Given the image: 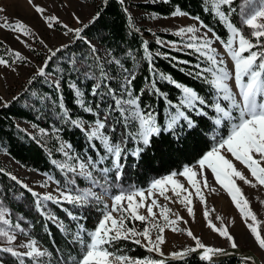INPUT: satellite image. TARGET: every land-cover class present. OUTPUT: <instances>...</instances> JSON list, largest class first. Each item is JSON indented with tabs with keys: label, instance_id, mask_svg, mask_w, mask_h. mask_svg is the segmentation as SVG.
Returning a JSON list of instances; mask_svg holds the SVG:
<instances>
[{
	"label": "snow or ice",
	"instance_id": "1",
	"mask_svg": "<svg viewBox=\"0 0 264 264\" xmlns=\"http://www.w3.org/2000/svg\"><path fill=\"white\" fill-rule=\"evenodd\" d=\"M163 2L168 3L169 0ZM107 3L108 0H102V4ZM119 3L123 6L125 0H119ZM27 4L48 29L55 31L62 28L63 35L69 37L68 43L55 49L48 48L40 41L47 49V56L29 78V84L36 78H44L58 93L62 92V83L73 92L78 106L92 120L73 117L58 96L59 118L85 136L91 154L86 152L81 156L74 151L71 143L60 145L59 152L64 160L58 162L53 159L52 164L63 174V180L47 176V180L40 185L46 188L49 181L54 182L55 194L47 192L42 195L16 175L5 173L0 168V174L8 175L11 181L34 198L35 208L41 217L59 224L60 231L67 234L66 242L77 249L75 257L64 258L58 249L54 252L40 246L26 227L19 221L13 222L9 209L0 206V264H50V261L46 262V258L53 257L57 259V264H167L168 257L162 249L166 243V230L186 235L194 242V246L168 254L171 260L186 262L187 257L198 253L202 264H215L216 257L233 255L240 245L223 224L222 217H215L220 222L219 226L213 222L211 213L215 209H208L206 199V191L217 192L211 182L218 185L230 198L250 237L261 253H264V234L261 228L264 221L258 220L241 187L242 182L252 189H264V0H201V11L216 20L224 29V35L200 16L192 15L177 6L172 17L189 18L194 23L180 27L173 33L178 40L163 41L156 37V44L171 49V52L186 54L191 59L181 60L179 56L171 55V52H153L148 41L144 40L142 56L154 77L149 81L150 93L144 89L137 92L134 87L137 79L135 72L111 52L107 53L111 58L105 63L96 43L88 38L85 30L101 18L102 9L93 15L88 24H84L79 16L73 14L82 27L72 28L58 16L48 13L45 7L35 4L34 0H27ZM123 11L128 14L127 7ZM5 12L6 8L0 6V14ZM128 19L129 27L139 31L131 23L130 14ZM0 30L13 34L15 40L31 48V44L21 37H32L33 32L22 20H10L8 16L0 15ZM73 41L82 42L88 51L79 58L71 53L65 65L58 67L57 75L53 76L50 62L54 57L61 59L57 54L67 49ZM0 46L5 48V53L0 54V69L17 73L21 64L31 63L28 57L8 47L3 41H0ZM8 53L14 59L5 58ZM128 55L132 56V53L129 51ZM89 56L92 57L91 61ZM225 56L228 58L227 62ZM159 57L168 59L170 63L183 65L178 71L206 84L212 90V99L201 96L196 89L176 81L171 75L158 73L155 59ZM109 66L120 69L122 82L116 87L112 86L111 82L116 76L109 75ZM81 76L91 82L89 94L100 100L94 107L81 99L85 95L77 83ZM0 77L7 79L4 72H0ZM159 81H165L179 91L181 95L178 103H173L161 91ZM146 93L162 98L168 108L173 110L169 112L163 128L152 105L143 103ZM106 99L110 102L105 103ZM9 104V101L0 96V106L9 107ZM102 104L103 112L99 111ZM210 112L212 124L217 129L226 127L227 133L221 136L217 132L212 137L215 144L198 160L195 168L184 166L178 172L173 171L163 178L153 180L146 189L135 186L125 189L118 183L123 176L125 160L132 157L140 159L142 153L150 149L154 139L164 131L174 134L177 126L196 128L197 117L203 122ZM56 131L59 132L60 129ZM41 132L47 135L44 129ZM217 136L220 138L217 139ZM130 143L139 146L129 153L127 145ZM79 180L87 181L88 186L82 188ZM113 188L119 191L113 192ZM2 195L4 193H0ZM22 195L23 192L20 193ZM161 200L166 203H161ZM194 200H198L203 206L206 226L226 240L233 252L206 245L200 237L194 235L190 227H181L187 226L189 221L169 205L182 206L188 217L195 221ZM2 203L0 201V205ZM49 203L58 206L71 221L77 222L74 225L75 232L65 228L63 221L48 211ZM260 203L264 205V200ZM93 204L98 206L100 218L91 230L79 223L83 218L65 208V205H71L90 209ZM48 235L51 236V232ZM129 243L162 258L130 256L126 246ZM52 247L56 249L55 242ZM5 255L10 259L5 260ZM240 264H255V259L241 256Z\"/></svg>",
	"mask_w": 264,
	"mask_h": 264
},
{
	"label": "trees",
	"instance_id": "2",
	"mask_svg": "<svg viewBox=\"0 0 264 264\" xmlns=\"http://www.w3.org/2000/svg\"><path fill=\"white\" fill-rule=\"evenodd\" d=\"M130 6L140 12L158 16H169L179 6L182 10L192 15L200 16L218 33L224 35V29L216 20L201 11V0H169L168 3H164L163 0H146L137 3L125 0L123 6L119 3V0H108L107 5L102 4V0H98L94 14L102 9L101 18L97 22L90 24L85 32L88 38L96 43L101 56L104 57L105 63L111 58L107 53L111 52L135 72L137 79L134 82V87L137 92L144 89L147 90V93H150L151 85L149 81L154 78L142 56V42L147 40L153 52H171V49L157 45L156 37L165 41L178 40L179 38L163 30L148 31L144 27L139 26L135 20H131V23L139 29V31H134L133 28L129 27L128 14L123 11L124 7ZM233 19L236 22V18L234 17ZM89 20L85 24H88ZM87 51V46L82 42L73 41L67 49L57 54L61 59L54 57L53 61L50 62L52 75H57V68L65 65L71 53H75L76 57L79 58ZM129 51L132 56L128 55ZM171 55L179 56L181 60L191 59L186 54L178 52H171ZM133 57H135V60H133ZM91 60L92 57L89 56V61ZM155 66L158 73L171 75L176 81L196 89L201 96L212 99V90L206 84L202 81L193 80L185 73L178 71V68L183 65H176L170 63L168 59L159 57L155 59ZM108 71L109 75L116 76V79L111 82L112 86L116 87L122 82L120 69L109 66ZM77 83L81 91L85 93L81 97L82 100L93 107L95 104L100 103L98 97H92L89 94L91 91L90 81L81 76ZM159 87L173 103H178L181 95L178 90L165 81H159ZM147 93L143 97V103L152 105L153 110L158 114V122L163 128L167 123L169 112L173 110L168 108L167 103L162 98ZM58 96L73 117L85 121L92 120V117L84 113L78 106L73 92L63 83L62 92L58 93L49 86L44 78H36L31 85L28 79L19 93L14 96L16 99L11 98L9 100V107L0 106V153L6 154L21 166L31 169L40 175L52 176L54 179L63 180V174L52 164L53 159L58 161L62 158V153L59 152L60 145L71 143L74 146V151L81 156H84L86 152L91 154V150L88 148V141L85 136L59 118ZM109 102L107 99L105 100V103ZM99 111H104L103 104ZM21 121L32 125L33 132L30 133L22 128L19 125ZM41 129H44L47 135L43 136L44 132L37 133ZM57 129H60V131L57 132ZM217 132L221 136L226 135L227 128L221 127L217 129L211 122V112L209 117L204 118L203 122L197 117L196 128L188 129L186 126H177L174 134L164 131L160 137L154 139L152 147L146 149L140 159L137 160L132 157L125 160L123 176L118 183L145 189L155 179L169 175L173 171L182 170L184 166L196 164L215 144L212 137L216 136ZM117 136H119V133H117ZM219 138L217 136V139ZM138 146L135 143L128 144L129 153ZM0 168H3L5 173H8L1 162ZM78 183L80 186L83 185L80 180ZM21 192H23L22 196H20ZM0 193H4V195L0 196V199L9 209L10 214L23 218L22 222L27 227L28 233L32 238L37 239L42 247L49 248V250L54 252L58 249L59 254H62L64 258L77 255V249L66 242L67 234L60 231L59 224L47 221L44 217H41L35 208L34 198L15 182L11 181L8 175L0 174ZM15 196L20 198L15 199ZM65 208L74 215L83 218L79 223H83L87 229L91 230L96 226L97 216L100 215L97 205L90 208L92 211L87 208L81 209L67 205H65ZM49 209L60 221H63L65 228H69L71 232L76 231L74 225L77 222L71 221L65 211L51 203H49ZM26 223H28L30 229ZM49 232H51V236L48 235ZM53 242H55L56 249L52 247ZM126 246L129 249L128 254L130 256L141 258L152 256L137 245L129 243ZM49 261L50 264H57L55 257L50 258ZM167 264H202V262L198 259V253H193L186 258V262L173 261L168 258ZM215 264H240V257L227 256L215 260Z\"/></svg>",
	"mask_w": 264,
	"mask_h": 264
},
{
	"label": "rangeland",
	"instance_id": "3",
	"mask_svg": "<svg viewBox=\"0 0 264 264\" xmlns=\"http://www.w3.org/2000/svg\"><path fill=\"white\" fill-rule=\"evenodd\" d=\"M127 1L131 3H137L146 0ZM97 2L98 0H34L35 4L45 7L48 10V13L58 16L63 23L69 25L72 28H79L81 26V24H78L76 22L73 14H75V16H79L85 24L93 16ZM0 6L6 8V12L0 15H6L9 17L10 20H22L26 23V25L30 26L33 32L32 37H21V39H25L27 40V43L31 44V48H28L24 44H21L19 41L15 40L13 38V34H10L4 30H0V41L6 43L8 47L20 51L22 55L28 57V59L31 61L30 64H28L27 62L21 64L18 68L17 73H12L6 69H0V72H4L7 76L6 80L0 77V96H3L6 101H9L11 98H13L19 93V91L23 88L24 83L30 78V76L34 74L37 67L41 65L46 59L47 49L44 47V44H46L48 48L55 49L62 44L68 43L69 37L63 35L64 29L62 28H57L55 31L48 29L44 25L43 21L39 18L38 14H36L34 10L27 4V0H0ZM127 8L128 14L131 15L132 20H135V22L139 26H142L146 30L151 32L155 30H163L173 34L180 27H184L194 23V21L189 18H173L172 14L169 16H158L155 14H146L140 12L136 8H132L131 6ZM41 40L44 42V44L40 43ZM4 53L5 48L3 46H0V54ZM5 58L14 59V57H12L10 53H8ZM225 60L226 62L228 61V58L226 56ZM19 125L26 131L30 133L33 132V127L29 123L21 121L19 122ZM40 132L41 130L37 131V133ZM43 136H45V133ZM63 160L64 157L62 155V158L58 160V162H62ZM0 162L8 173L16 175L24 183L28 184L31 188H33L34 191L42 195L47 192H53V190L56 188L55 183L52 181L48 182V187H41L40 185L47 180V176L40 175L35 171H32L31 169L21 166L4 153H0ZM196 166L197 163L192 165V167L194 168ZM80 181L81 183L83 182V185L81 186L82 188L88 186L87 181ZM211 183L213 187L217 188V192L211 193L206 191L207 207L208 209H215V211L211 213L213 222L216 223L217 226H219L220 222L216 221L215 217H222L223 224L229 228L230 233L238 241L240 247L238 250L235 251L233 255L239 257L251 256L255 259V264H264V253H261V251L255 245L253 239L250 237V234L248 233V230L242 222L238 210H236L234 205H232L231 200L227 196V194L224 193L221 189H219V186L215 185L214 182ZM121 185L125 189L129 188V186H126L124 184ZM149 185L147 187H149ZM241 187L246 197L249 199L253 211L256 212L258 220L264 221V205L260 203L261 200H264V189H252L247 185H243L242 182ZM112 191L116 192L119 191V189L113 188ZM53 194L55 193L53 192ZM105 200L110 202L108 198H105ZM161 203L166 202L161 200ZM0 206L5 205L2 203V205ZM94 206H96V204H93L91 208H93ZM169 207H171L175 212H178L181 216L184 217V219L189 221V224L187 226L181 225V227H190L194 235L200 237L203 243L210 246L224 248L230 253L233 252L226 240L220 238L217 234L213 233L206 226V221L203 217L204 209L203 206L200 205L198 200H194L193 202L194 211L196 213L195 221H193L191 217H188L186 209H184L182 206L178 204H173L169 205ZM48 211H50L49 205ZM90 211H92V209H90ZM10 218L13 220V222L19 221L21 225L25 227L22 222L23 220L20 216L10 214ZM99 218L100 215L97 216L96 224ZM26 224L30 229L28 223ZM261 228L262 234H264V224L261 225ZM26 230L28 231L27 227ZM165 238L166 243L162 246V249L168 258H170L168 254L173 251H179L188 246H194V242L183 234H174L171 231L166 230ZM150 254L152 255L150 258H162L156 255L155 253ZM227 256L232 255L219 256L216 257L215 260ZM4 259L9 260L10 257L5 255ZM49 259L50 258H46V262L49 261Z\"/></svg>",
	"mask_w": 264,
	"mask_h": 264
}]
</instances>
